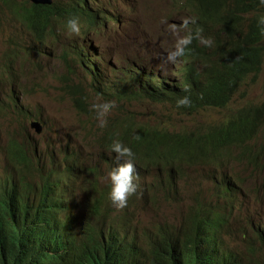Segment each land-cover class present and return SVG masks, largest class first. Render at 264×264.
Instances as JSON below:
<instances>
[{"label":"clouds","instance_id":"obj_1","mask_svg":"<svg viewBox=\"0 0 264 264\" xmlns=\"http://www.w3.org/2000/svg\"><path fill=\"white\" fill-rule=\"evenodd\" d=\"M73 1L74 0H44V2H36L35 0H23L18 2L17 0H7V3H5L4 0H0V5L7 8L8 11L16 17V21L26 30L29 38L37 37L36 41L39 43L40 49L43 51L44 55L50 56V52L46 51L47 43L49 38L54 35H63L68 30L73 35H78L83 38L86 37L88 40L86 46H78L74 43H71L70 46L74 54L75 51H77L75 56L81 64L85 66V72L91 74L92 79L90 82L92 89L97 90L94 91L99 93L104 90V87H108L106 93L112 94V96H107L106 99H116L121 103H123V101H125V103H130L132 99L140 98L156 104L174 106L185 113L184 117L190 120L203 110H228L231 107L230 102L232 101V105L235 98L242 91L240 89L241 87L237 89L235 94L229 99L228 104L222 109H202L192 104V100L188 95L181 96L177 99L174 98L173 101L162 99V96L157 93L156 89L165 81H169L175 88L180 89L178 80L182 79L180 74L181 70L184 68L180 58L185 56L188 46L192 44L194 39L199 40L200 47H205L208 53L218 51L229 60L235 61L231 57L228 48L229 40L226 36L223 34L221 37L216 27H213L215 28L213 32H211V30L209 32L219 35L221 37L220 40L214 38V35L211 37H204L201 34L202 29L198 28L195 32H192L190 28H188L189 31L175 41L171 50L164 51V42L160 44L161 47L158 49L153 48L156 43L159 44L163 38L168 39L167 31H159L151 40L153 44L150 42H140L142 49L145 48L146 52L149 51L148 54H153L154 63L148 59V55L144 61L131 60L127 55L126 57L122 56L126 48H123L124 43L120 40L121 35L116 34L117 30L114 27V24L121 25L123 21L121 15L111 13L115 5V0H89L90 3L86 6V9L95 18L97 25L95 29L89 33H83L81 31L80 18L78 16H72L70 13V4L73 3ZM83 5H85L84 2ZM182 5L183 3L181 6ZM41 7H43V9L45 8V10H42V14L36 25H39L46 32L43 36L38 37L26 26L22 18H20V15L30 11L32 13ZM48 8H52L54 12L52 13V10L48 11ZM186 10L188 11L187 8ZM241 16L242 21L240 26L243 32L249 30L251 20L257 16L256 24L259 35L264 37V0H258L255 8H251L249 12ZM118 18L120 23L116 22ZM189 22L195 24L196 18L186 17L182 21V24L187 28ZM171 27L173 29L176 28L175 25ZM88 36H93L98 39V42L93 43L96 48L91 45V40ZM166 44L167 43H165V48ZM44 45L45 47L42 49ZM259 46L262 50V54H264V38ZM19 49H26L25 41L24 43H19L17 46H14L12 50L15 51ZM65 52H68V50ZM81 52H84V60L79 58L78 54ZM103 56H105V58ZM7 57L10 58V56ZM85 59L87 64L85 63ZM102 60H107L108 62L105 70H102L100 66ZM178 61H180L181 64L178 67L177 78L171 79L167 77V75L171 76L168 66L171 63L177 66ZM239 62H242V60L240 59ZM38 63L41 65L42 62ZM6 64H9L7 71L10 72L12 69L10 60H6ZM263 65L264 59L260 67L261 71L259 76L262 73ZM130 66L135 68L140 80V84L137 85L134 90L135 94L138 96H134L130 92L125 93V95H120V91L123 87L122 80L127 78ZM1 74L2 72L0 75ZM96 76H103V78L98 79L100 83L97 85L94 84V80L97 78ZM258 77L250 76L248 80L254 81ZM1 78L2 77H0V79ZM244 84L245 82L243 85ZM99 86L100 88L98 89ZM183 90L187 92L188 85H185ZM66 91L70 93V98L80 115L97 118V128L94 127V124H86V127L82 129L86 131L95 129L97 131L95 133L96 144L99 146L103 145L107 148L102 154L103 162L112 167L111 160L105 154L108 150L111 155H114L115 161L118 162L107 175L110 184H102L103 174L100 168L96 164H90L85 161L83 151L78 147L75 141L73 142V140L68 138L66 144L62 147L61 145L56 146L55 141L46 139V133L50 131L47 126V121L44 122L45 118L42 114H39L37 111L33 112V110L26 107L25 103L22 101L19 90H13L10 93L9 103L6 109L0 112V116L4 118L0 119L5 120V118L9 117L16 123V128L8 135L3 150H0L3 159L6 161L4 167L7 176L12 177L15 175V166L11 162L12 154L10 150L12 149L18 150L23 158L31 159L33 164L45 166L48 172L51 170L54 173L60 171L65 176L71 173L70 168L72 166H78L81 169L78 179L70 182L67 186V201L72 207L74 217L77 219L79 215H83L82 211L86 213L83 216L88 215L87 211L94 207L95 201L98 199L103 200L104 192L108 190L110 204L107 208L113 211L111 215L112 218L116 220L117 224L119 223L126 227L121 230L129 232L132 237L136 236L142 246H145V242L153 240L156 236H159V234H164L166 235L165 237H169L170 240L164 241L163 238L160 239L159 237L154 241L155 246L163 250L169 257H172V252L176 247H187L189 242L193 240H203L207 238L214 240L212 237L214 236L221 241V245L224 249L235 250L236 255L241 259L249 257L245 241L248 239L258 240V238H264V143H260L256 140V136L259 134H257V132L263 127H260V129L256 131L257 135L255 134V137L247 141V145H256L263 149V152H259V160L255 164L249 163L243 155L244 145H242V147L237 143H232L228 148H224L216 144L217 142L212 139L213 135L221 132V129L230 122L232 116L237 115L242 110H246L247 112L263 109L264 104L246 105L237 111L234 110L231 115L224 117L214 124L200 123V125L195 124L193 128L183 129L167 127L164 122L159 125H155L150 121L139 123L135 120L134 115L125 117L122 113L116 116L115 119L110 118L109 123H106V113L115 107L113 101L105 100L99 103L92 102L89 104L81 87L77 88L73 85ZM145 95H150V97ZM103 98L105 97L103 96ZM121 105L125 108L124 104ZM92 109H94L93 112ZM27 123L36 134H44L40 140L30 134L26 126ZM130 125L135 127L146 126L165 135L169 134L172 138V144L178 136L188 137L198 142L204 152L208 153V157L217 154V159L211 164H208L204 162L200 156L182 151L179 157L170 159L166 163H164L158 155L154 157V163H142L146 161L147 155L138 156L137 162H135V153L129 147L131 142L122 141V139L127 136L126 128ZM1 130L0 128V135L2 132ZM240 147L242 148L240 149ZM120 161L123 162L120 163ZM140 161L142 162L139 163ZM226 162H234L233 166L235 167H238L241 163L246 164L251 168L250 176L237 184L236 179L232 176L215 172L211 169V166L215 164H219L222 167L226 166ZM186 163L195 166H185ZM155 165L161 167L156 169L157 172L153 171L150 175L152 180L149 183L146 182L145 185L142 186L140 182L143 180L145 172L146 174H150ZM186 167H194L197 171L206 172L213 177L214 180L211 182V188L206 194H204L203 190L200 188L197 178H187L185 184L181 185V179L186 176ZM136 171H138L137 176ZM0 177L2 176L0 175ZM226 181L230 182L229 194L222 191L223 186H217L218 184H226ZM95 188H99L98 192H95ZM142 188L144 189L143 191H145L143 196L146 197L147 200L150 199L155 204H157L160 199L164 198L169 204H177L178 206L184 205V208H180L176 211L174 221L179 219L173 222L171 229H165L159 226L154 229L155 232L153 234L143 237H139L135 234L134 229L137 211L134 209L135 207L125 206L127 205L129 196L130 198L137 199L138 196L142 195L140 194ZM222 200L226 201V207L221 204ZM116 208L124 209L118 213ZM91 220L95 221L97 219ZM232 225H236L238 229L233 231ZM106 229L108 234L116 231L111 228ZM237 235L241 237L240 242L235 240V236ZM111 242H113L115 246L119 243L117 239L113 241L108 240V243ZM254 249L258 251L257 259L264 260V246L257 244L254 245Z\"/></svg>","mask_w":264,"mask_h":264},{"label":"trees","instance_id":"obj_2","mask_svg":"<svg viewBox=\"0 0 264 264\" xmlns=\"http://www.w3.org/2000/svg\"><path fill=\"white\" fill-rule=\"evenodd\" d=\"M4 1L7 3V0ZM179 1L183 3L181 7L188 9L189 17L196 18L195 24L189 22L190 31L195 32L199 28L204 37L214 35L217 40L224 34L229 40L228 48L235 61L218 51L208 53L205 47H200V41L194 39L185 56L180 58L184 67L180 74L182 79L178 80L180 89L165 81L156 91L162 99L170 101L188 95L192 104L202 109L225 108L237 89L250 76L258 77L261 71L264 54L259 45L264 37L259 35L257 16L251 20L247 32H243L240 26L241 15L255 8L258 0ZM89 3V0H74L70 4V13L80 18L83 33H89L97 26L95 18L86 9ZM42 10L45 8L20 15L26 26L38 37L46 32L36 25ZM47 10L51 11L52 8ZM116 22L120 23L119 18ZM213 27L218 28L221 37L211 34L215 29ZM78 55L84 60V52ZM240 59L242 62H239ZM128 73L127 78L122 80L120 95L130 92L138 96L134 92L140 84L138 74L133 66L129 67ZM101 78L103 76H98L94 84H99L98 79ZM185 85H188L187 92L183 90ZM107 89V86L104 87L98 94L105 98L112 96L106 93ZM263 126L264 108L247 112L242 110L232 116L221 132L213 135L212 140L224 148L232 143L244 145L243 155L249 163L255 164L263 149L247 145V141L255 137L256 131ZM126 133L122 141L131 142L129 147L135 153V162L138 156L147 155L146 161L139 163H154V157L158 155L166 163L179 157L182 151L198 155L208 164L217 159V154L208 157L198 142L188 137L178 136L172 144L169 134L146 126L132 125L126 128ZM10 152L15 175L0 177V264H264L263 259H257L258 251L254 249L257 244L264 246V238L245 241L249 255L245 259L237 256L235 250L224 249L221 241L214 236V240H193L187 247H176L172 257L155 246L154 241L159 237L164 241L170 240L164 234H159L142 246L136 236L132 237L129 232L121 230L126 227L117 224L112 218L113 211L107 208L110 204L108 190L104 192L103 200L95 201L94 207L87 211L88 215H79L77 219L67 201V186L78 179L80 167L72 166L71 173L64 176L60 171L48 172L45 166L33 164L31 159L23 158L18 150L12 149ZM229 184L226 181V184L217 186H223L222 191L229 194ZM98 190L95 188V192ZM106 228L117 232L108 234ZM114 239L119 242L116 246L113 242L108 243V240Z\"/></svg>","mask_w":264,"mask_h":264},{"label":"rangeland","instance_id":"obj_3","mask_svg":"<svg viewBox=\"0 0 264 264\" xmlns=\"http://www.w3.org/2000/svg\"><path fill=\"white\" fill-rule=\"evenodd\" d=\"M17 1L21 2L23 0ZM181 4L177 0H115L111 13L121 15L123 19L121 25L114 24L117 30L116 34L121 35L120 40L125 46L123 48H126L122 56L126 57L127 55L131 60L144 61L148 55V59L154 63L153 54H148L149 51L146 52L145 48L142 49L140 42L153 44L151 40L159 31H167L168 39L163 38L153 48L158 49L161 47L160 44L164 42V51L171 50L175 41L189 31V25L185 28L182 24V21L189 17V12L186 8L181 7ZM172 25H175L176 28L173 29ZM26 36V30L16 21V17L7 8L0 5V73L2 72L0 75L2 77L0 79V112L6 109L10 93L13 90H19L26 107L33 110V112L37 111L42 114L45 118L44 122L47 121L50 131L46 133V139L55 141L56 146L61 145L62 147L66 144L68 138L73 140V142L75 141L78 147L82 149L85 161L90 164H96L100 168L103 174L102 184H110L107 175L118 162L115 161L114 155H111L108 150L105 154L111 160L112 167L105 164L102 154L107 148L96 144L95 133L97 131L95 129L91 131L82 129L86 127V124H94V127L97 128V118L80 115L76 110L70 98V93L66 91L73 85L77 88L81 87L89 104L105 100L115 103V107L106 113V123H109L110 118L115 119L116 116L122 113L125 117L134 115L135 120L139 123L150 121L155 125H159L164 122L167 127L190 129L195 124H214L231 115L234 110L237 111L246 105L264 104V65L261 75L256 80L252 81L249 79L241 86L240 89L242 91L235 98L232 105V101L230 102L231 107L228 110H203L190 120L184 117L185 113L174 106L156 104L140 98L132 99L130 103H125V101L121 103L116 99H106L92 89L91 74L85 72V66L76 58L70 46L71 43L78 46H86L88 41L86 37L73 35L68 30L63 35H54L49 38L47 43L46 51L50 52V56H47L40 49L36 38H29V36L26 38ZM88 38L91 40V45L96 48L93 43L98 42V39L93 36H88ZM24 41L26 49L12 50L14 46L24 43ZM165 43H167L166 48ZM45 45L42 46V49ZM66 50L68 52H65ZM7 56H10V58ZM6 60H10V65L12 66L10 72L7 71L9 64H6ZM38 62H42L41 65ZM180 64V61H178L177 66L171 63L168 66L171 76L166 73L167 77L176 79ZM121 104H124L125 108ZM93 111L94 109H92ZM0 118L4 119L1 116ZM2 119H0V128L2 129L0 135L1 151L7 142L8 135L16 128L15 121L9 117L5 118V120ZM26 126L30 134L38 140L43 137L44 134H36L28 123ZM258 133L256 140L264 143V126ZM1 151L0 175L5 177L7 176L4 167L6 161L3 159ZM122 162L120 161V163ZM226 164L223 167L215 164L211 166V169L215 172L232 176L236 179L237 184L250 176L251 168L246 164L241 163L238 167L233 166L234 162H226ZM185 166L195 165L186 163ZM159 167L161 166L155 165L150 174L145 172V176L140 182L142 186L152 180V177H150L151 173L153 171L157 172L156 169ZM137 175L138 171H136ZM187 178H197L204 194L210 190L211 182L214 180L210 174L199 172L194 167H186V176L181 179V185L185 184ZM221 204L226 207L225 200H222ZM125 207H135L134 209L137 212L134 231L137 236L143 237L153 234L155 232L154 229L159 226L171 229L173 222L179 219L174 221L176 211L184 208V205L169 204L164 198L155 204L150 199L147 200L146 197L140 195L137 199L129 196ZM124 208H116V210L119 213ZM82 214L85 215L86 213L82 211ZM237 229L236 225H232L233 231ZM235 240L240 242L241 237L237 235Z\"/></svg>","mask_w":264,"mask_h":264},{"label":"bare ground","instance_id":"obj_4","mask_svg":"<svg viewBox=\"0 0 264 264\" xmlns=\"http://www.w3.org/2000/svg\"><path fill=\"white\" fill-rule=\"evenodd\" d=\"M103 57L105 58V56H103ZM107 64H108L107 60H102L101 63H100L101 69H102V70H105V68L107 67ZM72 168H73V167H71L70 170H73ZM143 190H144V189L140 190V194H142V195L145 193V191H143ZM228 193H229V192H228Z\"/></svg>","mask_w":264,"mask_h":264},{"label":"water","instance_id":"obj_5","mask_svg":"<svg viewBox=\"0 0 264 264\" xmlns=\"http://www.w3.org/2000/svg\"><path fill=\"white\" fill-rule=\"evenodd\" d=\"M36 2H44V0H35Z\"/></svg>","mask_w":264,"mask_h":264}]
</instances>
